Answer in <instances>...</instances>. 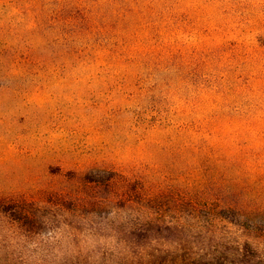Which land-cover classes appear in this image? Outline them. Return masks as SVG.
Here are the masks:
<instances>
[{"label":"rangeland","instance_id":"374dc122","mask_svg":"<svg viewBox=\"0 0 264 264\" xmlns=\"http://www.w3.org/2000/svg\"><path fill=\"white\" fill-rule=\"evenodd\" d=\"M2 250L264 264V0H0Z\"/></svg>","mask_w":264,"mask_h":264},{"label":"trees","instance_id":"16d2710c","mask_svg":"<svg viewBox=\"0 0 264 264\" xmlns=\"http://www.w3.org/2000/svg\"><path fill=\"white\" fill-rule=\"evenodd\" d=\"M39 210H35L32 214V216L34 215L35 217L38 216L37 213H38ZM30 212V211H29ZM38 217H41L43 219L42 223H44L45 221V218L46 216H38ZM26 221H27V218H25ZM24 218L20 217L18 218V221L24 223L25 224H28L30 222H23L21 220H25ZM158 229V228H157ZM116 232H119L122 234L123 236V239H124V231H126V229H120L118 227H116ZM130 233V236L131 238H140V236L142 235V233H139V232H129ZM141 234V235H140ZM119 237L121 238L120 234L118 233ZM122 239V238H121ZM122 239V240H123ZM247 247V246H246ZM0 264H36L32 258H31V255H26L25 251H22V250H16V251H6V250H2L0 251Z\"/></svg>","mask_w":264,"mask_h":264}]
</instances>
